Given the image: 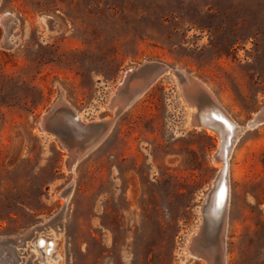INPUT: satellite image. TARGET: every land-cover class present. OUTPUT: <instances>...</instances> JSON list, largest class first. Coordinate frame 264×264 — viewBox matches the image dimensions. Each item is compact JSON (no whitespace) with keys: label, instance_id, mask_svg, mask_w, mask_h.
Here are the masks:
<instances>
[{"label":"rangeland","instance_id":"rangeland-1","mask_svg":"<svg viewBox=\"0 0 264 264\" xmlns=\"http://www.w3.org/2000/svg\"><path fill=\"white\" fill-rule=\"evenodd\" d=\"M146 61L170 70L70 170L40 115L62 95L83 122L112 118L116 85ZM175 67L246 126L264 106V0H0V236L59 220L17 247L18 264H203L188 248L220 140L190 125ZM227 178L225 263L264 264V123L239 135Z\"/></svg>","mask_w":264,"mask_h":264},{"label":"bare ground","instance_id":"bare-ground-1","mask_svg":"<svg viewBox=\"0 0 264 264\" xmlns=\"http://www.w3.org/2000/svg\"><path fill=\"white\" fill-rule=\"evenodd\" d=\"M8 19L12 18L8 17ZM40 20L42 23L49 24V28L56 27L59 24V21L52 15H43L41 16ZM5 21V17H3L2 23H4ZM11 28L12 26L7 27L5 32L8 42ZM147 63L149 64V67H145L144 69H142V75H140V73L136 74L128 80L124 78L123 83L118 84V86L114 90V95L112 96L110 104L108 105V108L113 111L114 116L110 119L105 118L106 120L110 121V126L107 132H109L114 119L119 115V105L125 104L127 107L134 101L135 97H132L134 88H141L142 93H144L150 87L147 82V78L149 75L157 74V77L159 78L163 76L164 73L170 70V67L167 64L160 61H150ZM171 71L176 75L180 88L182 89V93L186 96V100L184 98V101L188 103V105L192 109L189 122L190 125H196L195 127H205L202 126L201 122L205 123L206 121H209L212 123V125L206 126L205 128L214 130L215 132H217L219 137L222 132H224L228 137L234 134V137L230 140V147H228V143L225 145H220L219 142V148L214 153V160H220L223 163V167L220 171V182L216 189L213 192L209 193V195L205 198V201L207 202L205 210L207 208L209 211L203 217V221L199 227L200 229L191 239L188 248L189 252L194 257L204 260L203 264H221V262L225 264L224 236L227 225L226 213L229 200V183L227 180L229 156L231 154V150L235 141L245 129L256 128L257 126L264 123V106L253 115L251 120L247 122L246 126H241L235 123L229 116L225 114L224 111H222L217 106L212 94L203 82L189 74L187 71L178 67L172 68ZM60 97L62 100H57L56 103L62 105L65 103V101L62 95H60ZM72 113L74 118L81 119L77 112L72 110ZM107 132H105L94 145L100 143ZM93 146H90V148H92ZM89 149L85 150L84 152L81 148L77 147L71 149L67 157V160L70 163L69 166L71 170H74L79 159L84 154H86ZM216 164H218L219 167L222 166L220 162ZM61 216L62 215H60V217ZM57 222H59L58 219L53 224L46 223V225H42L41 228H55V226L58 225ZM41 228L35 229L33 233L36 230H41ZM33 233L22 241L24 245L27 240L32 237ZM32 245L37 251H40L39 253L43 257L47 256L48 258L52 257V253L55 249V242L53 240H47L43 237L37 238L36 241L32 242ZM54 257L57 258L58 256Z\"/></svg>","mask_w":264,"mask_h":264},{"label":"water","instance_id":"water-1","mask_svg":"<svg viewBox=\"0 0 264 264\" xmlns=\"http://www.w3.org/2000/svg\"><path fill=\"white\" fill-rule=\"evenodd\" d=\"M146 61L142 65H139L135 69H128L123 74L118 84H122L124 78L131 79L134 75H142V69L149 67ZM158 79L157 74H151L147 78L148 84L151 86ZM116 85V87L118 86ZM115 87V89H116ZM181 96L186 100L185 94L182 93ZM141 88H134L132 97L138 98L142 95ZM134 99V100H135ZM57 100H62L59 96L52 104L49 106L41 115L37 122V128L40 132L55 136L56 140L59 142L60 146L69 153L74 147L81 148L83 152L88 150L90 146H93L101 136L108 131L110 126V121L105 118L100 121L83 122L79 118H74L72 110L69 105L65 102L64 104L56 103ZM65 101V100H64ZM110 104V103H109ZM201 107V105H200ZM125 104L119 105V114L126 109ZM202 126L212 125L211 122L206 121L201 122ZM196 126V125H195ZM234 137L232 134L228 137L224 132L221 133L220 145H225L228 143V147L231 146L230 140ZM227 154V152H226ZM69 161L67 160V166L70 169ZM71 170V169H70ZM205 204L202 208V213L205 214ZM41 225L34 226L25 230L22 234L12 235V236H0V264H18V246H23L22 242L24 239L29 237L35 229H40ZM221 264H224L221 262ZM226 264V263H225Z\"/></svg>","mask_w":264,"mask_h":264}]
</instances>
